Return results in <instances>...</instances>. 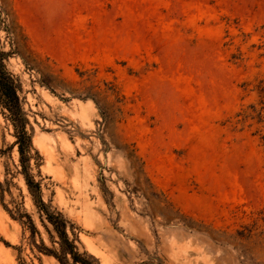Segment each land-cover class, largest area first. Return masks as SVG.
Masks as SVG:
<instances>
[{
    "label": "rangeland",
    "instance_id": "rangeland-1",
    "mask_svg": "<svg viewBox=\"0 0 264 264\" xmlns=\"http://www.w3.org/2000/svg\"><path fill=\"white\" fill-rule=\"evenodd\" d=\"M0 49L81 252L264 264V0H0ZM15 141L0 112V264H60Z\"/></svg>",
    "mask_w": 264,
    "mask_h": 264
},
{
    "label": "trees",
    "instance_id": "trees-1",
    "mask_svg": "<svg viewBox=\"0 0 264 264\" xmlns=\"http://www.w3.org/2000/svg\"><path fill=\"white\" fill-rule=\"evenodd\" d=\"M13 54L15 52H5L0 49V112L14 129L16 139L14 146L18 148L19 152L20 173L25 179L41 222L52 239V248L47 246L43 240L40 246L36 245V247L44 255L57 259L60 264H100L94 256L87 252H81L74 226L62 212L44 200L42 183L32 173V162L39 158V153L34 147L32 126L21 97V81L8 67V61ZM26 64L29 66L28 63ZM41 84L53 92V89L45 81H41ZM101 114L103 113L101 112ZM104 119L105 121L109 120L108 117H104ZM36 166L40 168L39 163H36ZM0 189L4 192V185L1 182ZM5 208L14 220L20 222L23 227L31 232L33 238L37 234L40 235L32 215L25 210L23 211L22 206L16 204L13 211L6 206Z\"/></svg>",
    "mask_w": 264,
    "mask_h": 264
}]
</instances>
